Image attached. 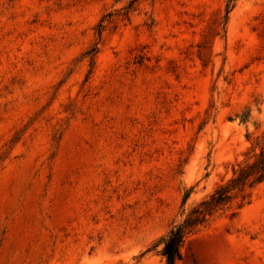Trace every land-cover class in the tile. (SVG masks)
Wrapping results in <instances>:
<instances>
[{
	"label": "rangeland",
	"instance_id": "rangeland-1",
	"mask_svg": "<svg viewBox=\"0 0 264 264\" xmlns=\"http://www.w3.org/2000/svg\"><path fill=\"white\" fill-rule=\"evenodd\" d=\"M263 144L264 0H0V264H165ZM246 192L176 264H264Z\"/></svg>",
	"mask_w": 264,
	"mask_h": 264
},
{
	"label": "trees",
	"instance_id": "trees-1",
	"mask_svg": "<svg viewBox=\"0 0 264 264\" xmlns=\"http://www.w3.org/2000/svg\"><path fill=\"white\" fill-rule=\"evenodd\" d=\"M262 181H264V144L252 159L244 161L233 171L232 177L218 185L162 238L165 264H176L180 256L181 244L188 233L205 223L212 214L225 208L232 199L240 198L238 208L248 203L249 194L246 189Z\"/></svg>",
	"mask_w": 264,
	"mask_h": 264
}]
</instances>
